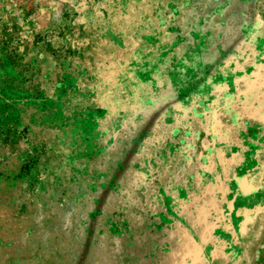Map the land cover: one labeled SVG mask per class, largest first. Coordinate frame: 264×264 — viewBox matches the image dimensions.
<instances>
[{
	"label": "rangeland",
	"instance_id": "1",
	"mask_svg": "<svg viewBox=\"0 0 264 264\" xmlns=\"http://www.w3.org/2000/svg\"><path fill=\"white\" fill-rule=\"evenodd\" d=\"M212 2L0 0V264H264V108L236 124L222 86L180 75L181 102H209L187 139L183 107L136 120L121 85Z\"/></svg>",
	"mask_w": 264,
	"mask_h": 264
},
{
	"label": "crops",
	"instance_id": "2",
	"mask_svg": "<svg viewBox=\"0 0 264 264\" xmlns=\"http://www.w3.org/2000/svg\"><path fill=\"white\" fill-rule=\"evenodd\" d=\"M215 1L217 3L212 2V6L206 4V13L200 15L201 19L197 21V25L189 26L187 29L189 37H186L188 41L186 39L178 41L171 50L158 58H153L151 68L150 61L145 60L147 64L143 72H140L139 67L133 66V73L131 75L127 73L123 78L122 86L128 85L130 81L129 85L137 89L136 101L143 110L137 109L131 114L136 120L143 121L144 118L148 120L150 115L153 121H158L160 118L154 109L166 106L165 108L168 109L164 110L162 115L169 117L168 121L175 122L174 117L180 116L176 113L180 111L177 107H183V122H186L184 135L187 139H191L192 136L197 137L200 133L198 137L202 138V130L195 123H205L208 119L209 102L191 98V96L181 102L178 91L184 85L190 87L189 91H193L194 94L206 93L207 86L217 83V86H222L221 90L233 96L232 99L226 100L228 104H224L226 103L224 100L214 101L218 103L217 107L221 108L216 112L217 115L228 119L223 111L224 107L237 106V113L232 108L229 116L234 123L242 122L249 125L259 122L254 113L249 111L252 108L260 112V109L264 108V101L256 103L249 97H251L250 91L264 93V0ZM232 8L235 10L229 12ZM238 14L239 22L234 24V29H231L230 23L233 19L230 17ZM196 34L201 35V43L196 42ZM181 46L183 48L186 46L188 53L179 56ZM156 59L160 61V65L162 63L166 65V69L159 68L160 71H157V67L153 64ZM195 72L197 77L193 78ZM180 75H182L183 85L179 82ZM141 85L145 87L141 88ZM234 91L248 93L245 94L246 99H236ZM243 93L240 94L243 96ZM148 112L153 113L148 114ZM108 116L106 114L99 118L106 119ZM162 120L165 119L162 118ZM187 139L183 150L190 151L192 145Z\"/></svg>",
	"mask_w": 264,
	"mask_h": 264
}]
</instances>
